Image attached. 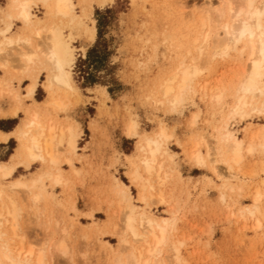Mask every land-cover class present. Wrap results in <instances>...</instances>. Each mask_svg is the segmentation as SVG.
<instances>
[{
  "label": "bare ground",
  "instance_id": "1",
  "mask_svg": "<svg viewBox=\"0 0 264 264\" xmlns=\"http://www.w3.org/2000/svg\"><path fill=\"white\" fill-rule=\"evenodd\" d=\"M113 2L7 0L0 8V22L5 25L0 29V70L22 76L19 85L28 83L22 94L7 80H0V95L14 103L9 112L0 111V120L17 118L20 113L24 116L12 132H0V145L11 141L16 145L12 155L0 161V264H44L47 256L67 257L69 231H85L79 227V211L65 198L72 177L79 174L74 163L81 134L68 119L57 118L66 113L70 95L76 91L72 81L76 62L73 44L81 35L95 41L93 9ZM216 2L218 5L208 4L194 16L188 35L164 40L166 54L174 56L173 68L147 99L171 113L190 102L195 112L188 124L194 129L203 113L211 116V122L205 124L212 129L211 136L194 135V139L178 140L176 145L186 165L210 172L220 181V197L226 205L232 196L248 189L236 178L245 169L246 159L264 158V126L254 131L247 124L242 139L237 132L243 121H264V0ZM14 26L18 28L15 33ZM220 66L233 71V77L213 86ZM41 77L47 98L36 102ZM95 90L107 98L104 88ZM24 101L30 106L24 108ZM123 132L127 139L137 141L134 150L124 155V163L128 181L144 208L136 207L128 190L115 182L107 222H93L86 232L96 236V246L107 254V264H187L181 251L185 245L179 229L181 207L168 192L173 175L183 179L180 172L171 169L174 156L168 146L173 135L164 125L151 134L143 132L135 118L127 121ZM34 167L36 172L31 170ZM62 167L70 172L65 173ZM19 170L28 176L14 180ZM54 188L62 189L61 198L49 194ZM253 194L252 206L241 213V220L256 230L264 222V184ZM156 206L167 209V219L159 220L152 214L151 208ZM46 213L48 218L43 221L40 216ZM32 224L45 229L47 251L25 247L20 233L22 227ZM104 236L113 238L116 247L97 238Z\"/></svg>",
  "mask_w": 264,
  "mask_h": 264
},
{
  "label": "rangeland",
  "instance_id": "2",
  "mask_svg": "<svg viewBox=\"0 0 264 264\" xmlns=\"http://www.w3.org/2000/svg\"><path fill=\"white\" fill-rule=\"evenodd\" d=\"M6 1L0 0V8L5 7ZM208 4L218 5L216 0H114L103 9L94 7L92 19L96 28L97 20H101L102 15L109 12L102 18L106 25L103 39L107 52L110 53L107 67L112 69L110 73L121 87L113 96L108 94L107 88L102 87L107 98L96 91L95 87H83L76 68L79 61L84 60L87 52L95 45L97 29L94 42H89L81 35L73 44L76 48V62L72 81L76 91L70 95L66 113L58 115L57 119H68L70 125L81 134L77 161L74 163L79 174L72 177L65 198L79 211V227L85 231L70 230L67 241L70 255L56 258L47 256L44 264L108 263L107 254L96 246V236L86 231L93 222L98 225L107 222V207L114 201L116 183L128 190L136 207L144 208L138 202L137 191L128 181L124 163V155L130 154L137 143L136 140L127 139L123 132L125 124L132 118L140 124L143 132L151 134L158 131L160 125H164L173 135V142L168 146L174 156L171 169L180 172L183 179L177 180L173 175L168 192L177 199L181 207L179 229L180 237H184L185 243L181 251L187 264H264V222L255 230L250 222L241 220V213L252 206L253 192L264 184V158L255 156L246 159L247 167L236 174L238 181L248 186L246 193L234 195L226 205L223 204L219 192L220 181L210 172L186 165L182 152L176 145V141L185 142L194 135L199 138L211 136L212 129L205 126L211 122V116L203 113L201 121L194 129L188 124L191 114L195 112L190 102L181 111L171 113L147 99V94L173 68L174 56L171 53L166 54L164 40L170 41L172 37L177 38V35L180 38L188 35L194 16L203 12ZM80 13L78 8L76 14ZM35 14L42 16L38 10H35ZM4 27V23L0 22V29ZM13 29L15 33L18 28L14 26ZM219 62L221 61L216 63L215 69ZM232 74L233 71L220 66L213 79V86L219 81H229ZM21 78L16 72L5 73L0 70V80H7L11 87L18 88L23 94L28 83L24 81L19 85ZM43 84L44 77H41L38 89L41 93L34 97L36 102H44L47 98ZM30 104L27 101L22 102L24 108ZM13 106L11 98L0 95V111L9 112ZM23 117L20 113L15 121L19 122ZM247 124L252 125L248 127L255 131L262 129L264 121L258 119L241 122L240 127L237 126L240 139ZM0 127L3 129L1 125ZM11 127L13 125H5L4 128ZM15 146L13 141L6 146H0V161H6ZM62 169L66 170L65 173L70 172L68 167ZM31 170L36 172L35 167ZM27 173L19 170L13 179L16 180L21 175L28 176ZM48 192L56 198H61L63 194L61 188ZM151 211L159 220L168 218L167 209L163 207H152ZM68 215L69 218L73 217L72 213ZM40 217L43 221L48 218L47 213ZM31 221L36 222L35 219ZM22 228L20 235L24 236L27 249L32 246L34 251H47L44 248L47 244L45 229L41 230L33 224ZM97 238L113 248L117 245L109 236Z\"/></svg>",
  "mask_w": 264,
  "mask_h": 264
},
{
  "label": "trees",
  "instance_id": "3",
  "mask_svg": "<svg viewBox=\"0 0 264 264\" xmlns=\"http://www.w3.org/2000/svg\"><path fill=\"white\" fill-rule=\"evenodd\" d=\"M108 14V11L105 12L101 20H97L96 43L87 52L85 59L79 61L76 70L84 88L104 87L108 89V94L113 96L121 86L111 75L112 69L107 67V59L110 53L107 52L106 42L103 39L104 26L106 25L102 22V18Z\"/></svg>",
  "mask_w": 264,
  "mask_h": 264
},
{
  "label": "crops",
  "instance_id": "4",
  "mask_svg": "<svg viewBox=\"0 0 264 264\" xmlns=\"http://www.w3.org/2000/svg\"><path fill=\"white\" fill-rule=\"evenodd\" d=\"M38 93L40 94L41 92H39V90H37L36 94H38ZM36 94H35V96H36ZM15 120H16V118H9V117L5 118L3 120H0V125L3 127V129H1V127H0V132H2V133L12 132L16 127V123H18ZM14 121H15V123H14ZM5 125H13V127H11V129H5L4 128ZM0 146H6V145H0Z\"/></svg>",
  "mask_w": 264,
  "mask_h": 264
}]
</instances>
